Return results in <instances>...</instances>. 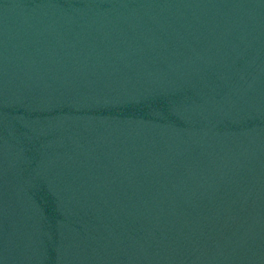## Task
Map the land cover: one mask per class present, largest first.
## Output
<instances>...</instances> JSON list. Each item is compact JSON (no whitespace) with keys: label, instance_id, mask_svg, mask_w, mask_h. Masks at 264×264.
Masks as SVG:
<instances>
[{"label":"water","instance_id":"1","mask_svg":"<svg viewBox=\"0 0 264 264\" xmlns=\"http://www.w3.org/2000/svg\"><path fill=\"white\" fill-rule=\"evenodd\" d=\"M0 264H264V0H0Z\"/></svg>","mask_w":264,"mask_h":264}]
</instances>
